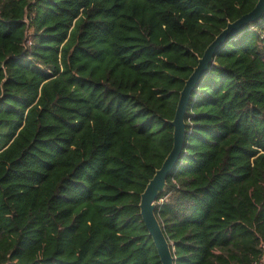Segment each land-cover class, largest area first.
<instances>
[{
  "label": "trees",
  "instance_id": "1",
  "mask_svg": "<svg viewBox=\"0 0 264 264\" xmlns=\"http://www.w3.org/2000/svg\"><path fill=\"white\" fill-rule=\"evenodd\" d=\"M257 3L0 0V264H162L141 195ZM215 63L156 203L176 264L264 258V17Z\"/></svg>",
  "mask_w": 264,
  "mask_h": 264
},
{
  "label": "water",
  "instance_id": "2",
  "mask_svg": "<svg viewBox=\"0 0 264 264\" xmlns=\"http://www.w3.org/2000/svg\"><path fill=\"white\" fill-rule=\"evenodd\" d=\"M264 17V0H258L255 8L248 14L233 23H228L215 40L206 49L202 58L199 59L197 67L192 75L185 82V86L180 93L176 114L171 122L174 128L173 148L165 159L162 167L156 171L154 177L148 183L145 191L141 195L140 214L149 232V236L157 248L162 264H176L171 244L163 231V228L156 216V203L159 196L167 187V180L175 170L184 151L186 140V115L193 93L197 89L213 66L219 67L215 63L217 53L229 42L238 38L250 25L260 21Z\"/></svg>",
  "mask_w": 264,
  "mask_h": 264
},
{
  "label": "built area",
  "instance_id": "3",
  "mask_svg": "<svg viewBox=\"0 0 264 264\" xmlns=\"http://www.w3.org/2000/svg\"><path fill=\"white\" fill-rule=\"evenodd\" d=\"M27 24H29V21H27ZM29 35L31 36V33ZM29 45H32V43H29ZM252 264H264V258H262L261 260L255 261Z\"/></svg>",
  "mask_w": 264,
  "mask_h": 264
},
{
  "label": "rangeland",
  "instance_id": "4",
  "mask_svg": "<svg viewBox=\"0 0 264 264\" xmlns=\"http://www.w3.org/2000/svg\"><path fill=\"white\" fill-rule=\"evenodd\" d=\"M27 21H28V20H27ZM29 32L32 34V32H33L32 29H30ZM29 32H28L27 36H30V35H29V34H30Z\"/></svg>",
  "mask_w": 264,
  "mask_h": 264
}]
</instances>
